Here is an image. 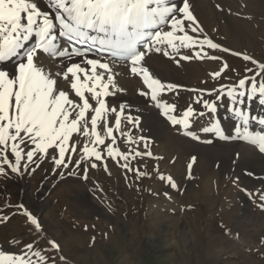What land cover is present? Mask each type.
Returning <instances> with one entry per match:
<instances>
[{"label":"snow or ice","instance_id":"1","mask_svg":"<svg viewBox=\"0 0 264 264\" xmlns=\"http://www.w3.org/2000/svg\"><path fill=\"white\" fill-rule=\"evenodd\" d=\"M182 49L191 54H183ZM213 50L231 51L205 33L189 0H0V176L34 173L48 159L54 170L67 169L68 175L83 165L86 180L89 168L96 169L98 162L107 171L106 157L134 172L137 179L148 175L130 166L138 157H153L150 138L132 136L133 130L143 133L141 117L133 116L127 101L110 104L108 100L126 92L113 71L117 62L128 68L131 77L140 79L137 94L150 99L178 133L201 141L193 125L204 119L201 133L247 142L264 153V62L232 53L255 67L246 68L235 82L189 89L194 95L179 113L177 104L164 97L178 96L184 86L161 79L147 64L152 54H162L177 66L181 60H219V70L209 74L219 81L229 65L222 57L210 55ZM225 79L231 81V77ZM225 100L233 121L231 131L216 115ZM249 102L256 108L249 107ZM122 123L130 126L127 132ZM118 137L137 149L121 151L116 146ZM140 144L143 152L138 150ZM77 145H81L79 152ZM239 155L235 153L234 164ZM195 160L193 156L188 164L189 178ZM160 178L178 187L171 175L160 174ZM259 199L264 209V194ZM15 207L37 234L43 233L37 215L24 203ZM45 247L62 251L55 239L46 236ZM25 248L37 259H30L28 252L14 255L0 250V264H57L52 256L42 255L43 249L36 244Z\"/></svg>","mask_w":264,"mask_h":264},{"label":"rangeland","instance_id":"2","mask_svg":"<svg viewBox=\"0 0 264 264\" xmlns=\"http://www.w3.org/2000/svg\"><path fill=\"white\" fill-rule=\"evenodd\" d=\"M199 2L200 7L192 6V11L205 33L231 51H210L229 65L219 81L209 74L219 70L221 61L194 59L193 84L211 88L235 82L246 74V68L255 67L234 52L264 62V0H239L243 10L238 17L223 0ZM206 12L213 13L210 23H204ZM249 107L256 105L249 102ZM127 129L128 125H122L123 131ZM116 146L124 152L137 149L119 137ZM171 148L163 151L150 138L153 157L130 161L132 168L148 174L139 179L107 157V171L99 162L96 169L88 170L95 186L83 178V165L68 175L63 168L50 171L47 159L34 173L0 176V217H8L0 219V250L14 255L28 252L35 260L25 245L36 244L43 249L42 255L52 256L57 264H264V209L259 206L264 175L243 168L223 171L219 164L205 167L196 157L189 178L193 155ZM138 150L144 151L142 144ZM160 174L171 175L178 187L172 188ZM210 176L214 177L212 186L205 190L204 181ZM247 176L255 183L246 184ZM42 201L48 204L39 208ZM19 203L37 215L43 233L37 234L20 214L15 207ZM45 236L55 239L62 251L45 247Z\"/></svg>","mask_w":264,"mask_h":264},{"label":"bare ground","instance_id":"3","mask_svg":"<svg viewBox=\"0 0 264 264\" xmlns=\"http://www.w3.org/2000/svg\"><path fill=\"white\" fill-rule=\"evenodd\" d=\"M223 1L229 4V8H230L229 12L232 11L235 15L236 13H239V15L236 16L237 17L241 16L243 9L241 8L242 6L241 3H239V0H223ZM189 3L195 8L196 6L197 8L200 7L199 0H189ZM211 15H213V13L210 12L209 14V12L208 13L206 12V16H205L206 19H204V23L206 22L210 23L212 21L210 17ZM236 19L238 21V18ZM237 23L241 24V21ZM189 34L193 35V33L191 32ZM181 51L185 55L191 54V50L188 49H182ZM193 61L194 59L190 61L181 60L180 65L177 66L171 59L163 56L162 54H152L147 58V64L150 66V70L153 71L156 75H158L161 79L167 80L169 82L180 83L184 86V88L179 90L178 96H173V94L168 93L164 97V99L168 100V102L177 104L178 113L182 112L183 108L190 102V98L193 97L194 95L191 91H189V89L202 88L199 87L198 85L193 84V80L191 79V77L194 74V71L196 70L195 69L196 65L194 64ZM113 71L114 73L118 74L116 79L119 85L126 89V92L122 94H117V96L114 98L109 97L108 100L110 104H119L122 101H127V103L132 106L133 116L139 115L141 117L140 127L143 129V133H137L135 130H133L132 136L134 138L139 134H143L146 137L152 138L160 144L161 149L163 151H168L171 146H172L171 150L175 147H179L182 154H191L197 157L198 158L197 161H200V163H202L205 167L219 164L220 169L223 171L226 170L235 171L236 169L243 168L244 171H250V172L252 171L255 174L264 175V153L259 152L256 147L243 141H224L216 138L215 136H210L209 134L201 133L199 131V128L205 125L204 119H201L196 124H194L193 130L197 131V134L201 136V141L211 138L214 141L213 143L211 144L203 143L201 141L194 140L191 137L178 133L176 131V128L173 127L166 120V118H164L160 114V110L153 106V102L150 99L139 96L137 94V89L142 87L139 78L131 77L129 75L128 68L119 62H117L113 66ZM221 83H225V82H221ZM227 105H228V101L222 103L216 115L218 116V118L221 119L222 123L225 126L226 131H231V129L233 128V121L229 119L230 113L226 110ZM109 119L112 120L113 117H109ZM122 125L126 126V124L123 123ZM80 147L81 145H77V152H79ZM237 152H239L240 155H239V159L236 160L234 164L233 160L235 159V153ZM73 156L76 157V155ZM47 162L50 167V171H52L54 168L53 164L48 159ZM245 179H246V184L248 185L250 183H255V181H253V179L249 178L248 176L245 177ZM86 180L89 181L91 185L94 186L96 185L94 181V177L90 173H88V179ZM213 180L214 177L212 176L206 178V180L204 181L205 190L210 189ZM95 190L100 191V189L98 188H95ZM241 200L242 202H245L243 198ZM47 204H48L47 201H42L41 204L39 205V208H44L45 206H47ZM184 231H186V229ZM186 233L189 235V232Z\"/></svg>","mask_w":264,"mask_h":264}]
</instances>
